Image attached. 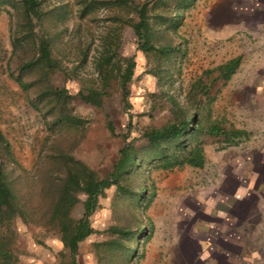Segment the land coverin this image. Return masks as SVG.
Instances as JSON below:
<instances>
[{"label":"rangeland","instance_id":"1","mask_svg":"<svg viewBox=\"0 0 264 264\" xmlns=\"http://www.w3.org/2000/svg\"><path fill=\"white\" fill-rule=\"evenodd\" d=\"M81 1L41 0L40 5L45 13L44 33L54 35L52 56L62 68L49 74L50 88H65L69 94L81 87L99 88L103 82L97 75L96 59L99 54L111 55L106 69L113 73L107 74L101 106L77 97L66 101V108L79 119L73 126L50 124L48 105L52 102L37 103V109L31 106L41 85L34 71L21 76L23 82H31L25 90L14 80L18 63L33 50L21 39L12 50L10 32L21 31V26L16 25L13 8L0 5V132L18 166L34 176L37 161L55 139L103 176L117 157L127 118L133 124L130 137L135 129L159 126L171 118L169 97L195 113L204 127L199 136L204 162L199 168L161 169L148 164L132 171L130 188L144 181L145 193L153 192L147 204L136 206L130 198L119 199L113 185L105 189L91 217L94 232L79 245L78 264H264L245 261L249 248L259 247L253 234L239 235L241 261H226L220 231L229 215L224 212L237 203L238 191L248 183V187L259 186L261 192L264 187V0H195L177 14L174 25H158L154 45L175 48L166 62L159 61L163 57L157 53L136 49L135 36L125 22L130 5L116 8L97 3L82 11ZM58 8L64 12L56 18ZM154 11L168 17L174 14L172 5ZM38 25L34 32L39 31ZM128 56L135 66L128 82L130 107L124 108L116 68ZM234 57L238 58L234 72L226 80L218 78L217 67ZM107 122L114 134L108 132ZM210 125L224 132L210 134L206 130ZM230 130L241 132L232 135ZM238 174L242 187L237 185ZM255 204L247 211L264 213V205ZM80 212L78 203L71 214L77 217ZM137 220L145 232L131 241L132 254L123 249L111 251L110 257L100 254L103 243L122 241L105 232L108 227L134 229ZM13 226L20 264L56 261L62 248L56 235L46 236L19 220Z\"/></svg>","mask_w":264,"mask_h":264},{"label":"trees","instance_id":"2","mask_svg":"<svg viewBox=\"0 0 264 264\" xmlns=\"http://www.w3.org/2000/svg\"><path fill=\"white\" fill-rule=\"evenodd\" d=\"M194 1L82 0L81 2L82 11L97 3L116 8L124 4L130 5V12H127L125 22L131 27L135 36L136 49L146 54L157 53L163 57L158 58L159 61L166 62L172 58L170 56L175 48L168 44L161 47L154 45L153 40L158 35V25H174L178 20L177 14ZM2 4H8L13 8L18 18L16 25L21 26V31L10 32L12 50L17 47L20 39L27 42L33 50L31 56L18 63L16 67L18 75L14 76V80L24 90L31 85V82H23L21 79L23 74L34 71L39 82L41 81V85L35 91L36 102H31V106L37 109V103L44 101L43 104L48 105L52 102L53 105H48L52 116L50 124L57 126H73L79 121L78 117L72 115L66 108V101L70 99L77 97L89 105L100 107L105 96L104 85L107 82V74L113 73L112 69L108 71L106 69V64L111 62V55L99 54L96 59L97 75L103 82L99 88L81 87L74 94H69L65 88L52 89L46 80L50 73L62 72V68L58 59L52 56L54 35H46L41 24L42 19L45 18L40 6L41 0H0V5ZM170 5L174 8L173 17L169 16L170 19H167L169 17L164 12L154 11L158 6L165 9ZM63 12L58 8L55 17L57 18V14L61 16ZM113 18L117 19L118 15ZM36 25L39 26L38 32L33 31ZM122 62L121 65L117 63V84L121 92L122 104L124 108H129L128 82L132 79L135 63L132 56L122 58ZM237 64L238 58L234 57L219 65L218 78L228 79ZM169 101L171 118L159 126L135 129L134 135L130 137L133 124L131 118H127L119 135L122 143L117 149V157L103 176L98 175L85 161L72 155L70 149L65 148L62 142H57L55 139L50 141L42 158L37 161L34 176H29L28 171L20 168L13 159L9 143L0 132V264H20L14 247L15 220L26 226H35L46 236L58 237L62 248L57 252L56 261L52 264H78L76 256L79 245L94 232L91 217L105 189L113 185L119 193V199L130 198L136 206L144 201L147 204L153 192L145 193L144 181H141L135 189L130 188L128 182L132 171H138L148 164L161 169L183 165L201 167L204 156L199 136L204 127L195 113L178 104L173 97H169ZM55 107L57 110L52 113ZM106 128L110 134H114L110 122L106 123ZM206 130L213 135L224 132L215 125H210ZM240 132L230 130L232 135ZM121 179L127 183L122 184ZM78 203L81 212L74 217L71 211ZM105 232L116 235L122 240L103 243L100 254L110 257V252L117 249L132 254L134 248L130 246L131 241L144 234L145 229L137 220L134 229L113 225ZM123 238L127 239V243Z\"/></svg>","mask_w":264,"mask_h":264},{"label":"crops","instance_id":"3","mask_svg":"<svg viewBox=\"0 0 264 264\" xmlns=\"http://www.w3.org/2000/svg\"><path fill=\"white\" fill-rule=\"evenodd\" d=\"M237 177V185L240 186L239 174ZM248 186L249 183L245 184L244 187L240 186L243 190L238 191L239 195H236L238 198V200H236L237 203H234L233 205V208H235L236 210H232V208L228 209L227 212H224V215L225 213H229V215L224 217L225 219H227V224L223 225L222 229L220 230L222 231L225 238V241L223 243V256L226 261H241V258H239V252L241 249L239 235L241 234H248V236H252L253 234L255 241L259 243L258 248L256 246L253 248H249V254L245 261H264V213L255 211V213L251 215L250 211H247L251 208V206L254 207V205H256V202L258 204L264 205V187L262 188L261 192L259 191L261 190L259 189V186ZM231 199H234L233 201H235V196L232 195ZM241 209L244 210V214H242L243 210ZM254 215L255 220H252L251 216ZM220 218L222 219V217H219V219ZM224 218L223 221L225 222ZM242 219H246L245 225H241Z\"/></svg>","mask_w":264,"mask_h":264}]
</instances>
